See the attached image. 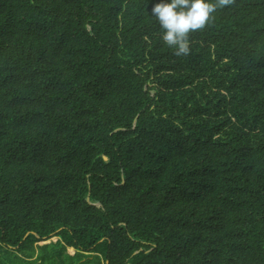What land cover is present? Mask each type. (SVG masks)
Wrapping results in <instances>:
<instances>
[{
    "label": "trees",
    "instance_id": "trees-1",
    "mask_svg": "<svg viewBox=\"0 0 264 264\" xmlns=\"http://www.w3.org/2000/svg\"><path fill=\"white\" fill-rule=\"evenodd\" d=\"M156 2L0 0V264H264V0Z\"/></svg>",
    "mask_w": 264,
    "mask_h": 264
},
{
    "label": "clouds",
    "instance_id": "clouds-1",
    "mask_svg": "<svg viewBox=\"0 0 264 264\" xmlns=\"http://www.w3.org/2000/svg\"><path fill=\"white\" fill-rule=\"evenodd\" d=\"M231 0H158L151 8V17L162 30V41L175 49L177 56L188 55L189 34L203 29L217 8Z\"/></svg>",
    "mask_w": 264,
    "mask_h": 264
},
{
    "label": "rangeland",
    "instance_id": "rangeland-1",
    "mask_svg": "<svg viewBox=\"0 0 264 264\" xmlns=\"http://www.w3.org/2000/svg\"><path fill=\"white\" fill-rule=\"evenodd\" d=\"M56 241H57L56 238H52V239H50V240H48V241H45V242H41V243H39V245L49 244V243H51V242H56ZM67 252H68L69 254H71V255L74 254V250H73V249H68Z\"/></svg>",
    "mask_w": 264,
    "mask_h": 264
}]
</instances>
